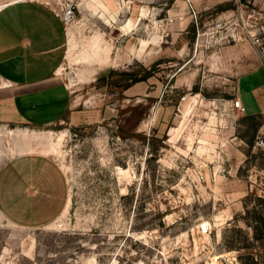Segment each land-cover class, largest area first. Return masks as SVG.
Wrapping results in <instances>:
<instances>
[{
  "label": "rangeland",
  "instance_id": "obj_1",
  "mask_svg": "<svg viewBox=\"0 0 264 264\" xmlns=\"http://www.w3.org/2000/svg\"><path fill=\"white\" fill-rule=\"evenodd\" d=\"M34 1L73 5L60 72L86 123L0 132L58 165L55 216L0 212V264H240L264 147L243 153L231 104L264 62V0Z\"/></svg>",
  "mask_w": 264,
  "mask_h": 264
},
{
  "label": "crops",
  "instance_id": "obj_2",
  "mask_svg": "<svg viewBox=\"0 0 264 264\" xmlns=\"http://www.w3.org/2000/svg\"><path fill=\"white\" fill-rule=\"evenodd\" d=\"M67 44L58 10L48 4L25 0L0 7V132L46 128L65 118L86 123L60 72ZM237 94L244 116H264V62L238 77ZM257 136H264V122ZM57 203L58 165L50 156L24 145L0 150V212L8 220L55 216Z\"/></svg>",
  "mask_w": 264,
  "mask_h": 264
},
{
  "label": "trees",
  "instance_id": "obj_3",
  "mask_svg": "<svg viewBox=\"0 0 264 264\" xmlns=\"http://www.w3.org/2000/svg\"><path fill=\"white\" fill-rule=\"evenodd\" d=\"M245 123V134L241 138L246 142L247 149L244 151L247 157L253 156L252 147L257 131L264 122L261 114L245 115L242 118ZM262 159L264 154L259 153ZM251 200L247 203V200ZM246 229L232 227L231 230L238 237L228 239L226 247L234 250H245L237 259L240 264H264V196L247 195L244 200V214L242 216Z\"/></svg>",
  "mask_w": 264,
  "mask_h": 264
},
{
  "label": "built area",
  "instance_id": "obj_4",
  "mask_svg": "<svg viewBox=\"0 0 264 264\" xmlns=\"http://www.w3.org/2000/svg\"><path fill=\"white\" fill-rule=\"evenodd\" d=\"M58 15L61 19V22L65 30H67L68 26H70L73 23L74 18H75V11H74L73 5L70 3L64 4L63 6H61L60 10H58ZM221 27H222V24L217 22L215 25L211 26V32L213 34L219 33ZM231 106L236 111H239V112L245 111L240 99L237 96L232 100ZM256 147H264V137H261V136L256 137L254 144H253V148H256ZM197 178L199 180H202L203 174H198Z\"/></svg>",
  "mask_w": 264,
  "mask_h": 264
}]
</instances>
